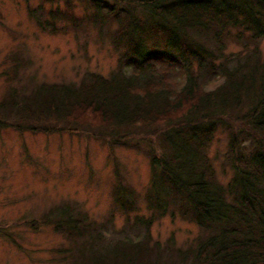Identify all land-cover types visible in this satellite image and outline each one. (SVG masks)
Segmentation results:
<instances>
[{
  "label": "trees",
  "instance_id": "16d2710c",
  "mask_svg": "<svg viewBox=\"0 0 264 264\" xmlns=\"http://www.w3.org/2000/svg\"><path fill=\"white\" fill-rule=\"evenodd\" d=\"M84 1L88 21L116 23L112 40L126 47L125 58L109 76L87 72L78 82L41 81L28 91L13 86L0 99V126L47 132L88 126L114 139L163 128L162 153L151 156L147 205L155 216L198 223L204 235L186 249L173 239L165 248L150 244L149 233L107 241L86 212L68 203L43 216L56 230L84 235L62 258L70 264H264V0ZM57 7L49 19L40 10L31 14L54 32L68 28L57 25L60 16L80 25ZM231 36L242 52H225ZM203 78L220 82L207 89ZM219 124L228 128L226 157L235 173L227 183L207 151ZM136 201L128 189L117 198L126 210Z\"/></svg>",
  "mask_w": 264,
  "mask_h": 264
},
{
  "label": "rangeland",
  "instance_id": "374dc122",
  "mask_svg": "<svg viewBox=\"0 0 264 264\" xmlns=\"http://www.w3.org/2000/svg\"><path fill=\"white\" fill-rule=\"evenodd\" d=\"M71 3L67 10L64 0H0V99L13 86L28 91L41 81L78 82L87 72L109 76L118 68L126 47L113 43L116 23L99 26L88 21L91 10L84 0ZM57 6L80 25L60 16L57 25L68 28L54 32L38 26L31 11L49 19ZM228 41L226 53L242 52L235 38ZM260 51L264 56V37ZM218 82L201 81L207 89ZM215 127L207 151L218 178L227 183L235 174L226 157L228 128ZM162 133L163 128L139 129L114 139L88 126L54 132L0 126V264H70L63 249L84 235L56 230L55 223L43 220L49 210L68 203L75 212H86L107 241L139 240L149 233L150 244L165 248L173 239L175 247L186 249L204 235L198 223L178 214L155 216L147 205L151 156L162 153ZM126 189L137 199L132 210L117 202Z\"/></svg>",
  "mask_w": 264,
  "mask_h": 264
}]
</instances>
